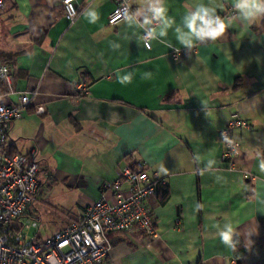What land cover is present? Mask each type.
Segmentation results:
<instances>
[{"label": "crops", "instance_id": "0c3cea01", "mask_svg": "<svg viewBox=\"0 0 264 264\" xmlns=\"http://www.w3.org/2000/svg\"><path fill=\"white\" fill-rule=\"evenodd\" d=\"M63 1L6 0L0 10V68H10L13 89L32 101L8 125V147L37 151L38 177L48 188L57 184L46 191L48 205L59 199L74 212L67 225L123 168L143 163L168 188L165 202L160 191L146 202L160 237L152 241L139 228L112 233L104 264H264V17L188 47L175 32L185 12L223 4L221 15L231 0H164L174 24L148 50L130 18L108 24L113 0H80L74 23ZM152 2L132 0L138 23ZM89 7L99 13L96 23L84 18ZM176 50L186 54L175 60ZM75 85L90 94L76 98ZM4 92L0 78V103L18 102V94ZM234 115L251 129L234 131L242 155L230 166L221 159L220 135ZM225 222L233 226L230 245L215 227ZM235 241L244 256H235Z\"/></svg>", "mask_w": 264, "mask_h": 264}, {"label": "built area", "instance_id": "2783aa9c", "mask_svg": "<svg viewBox=\"0 0 264 264\" xmlns=\"http://www.w3.org/2000/svg\"><path fill=\"white\" fill-rule=\"evenodd\" d=\"M115 8L108 24L116 26L135 17L132 0H113ZM80 0H64L65 17L74 23L79 17ZM6 0H0V10ZM228 11L221 14L227 15ZM149 16L151 13L148 14ZM158 27L152 25L153 30ZM142 40L146 49H152L154 38L148 37L143 29ZM186 54L184 50L173 53L175 60ZM0 78L5 84L3 96L17 95L16 104L0 103V264H104L112 244L108 236L112 233L130 232L139 228L152 241L159 239L156 219L147 208V200L157 192V184L166 185L164 179H151L145 164L127 166L120 178L105 185L99 199L88 206L67 227L42 243L28 240L24 232L38 228L35 221H25L29 209L40 203V166L36 161L37 151L29 154H13L8 147V125L23 119L32 106L27 93H16L13 89L9 67L0 68ZM76 98L90 94L84 85H75ZM37 114L45 112L38 107ZM251 126L239 115H234L221 132L223 145L222 161L233 165L242 155L241 145L233 137L236 130H250ZM111 192L112 198L107 193ZM176 229L183 230L182 219H177Z\"/></svg>", "mask_w": 264, "mask_h": 264}, {"label": "clouds", "instance_id": "9594fccd", "mask_svg": "<svg viewBox=\"0 0 264 264\" xmlns=\"http://www.w3.org/2000/svg\"><path fill=\"white\" fill-rule=\"evenodd\" d=\"M224 7L223 4L198 3L191 11L185 12L182 27L175 28L181 44L192 47L197 42H215L223 38L234 24L251 23L264 17V0H231L228 14L220 15L218 10ZM149 11L151 15H145L142 23H138L134 18H130L129 22L138 24L146 31L148 37L167 36L168 29L173 26L174 21L168 16V8L164 0H153L149 5ZM83 15L89 23H96L99 19V13L94 7L87 8ZM154 24L158 25V32L153 30L152 25ZM124 79L128 80L129 77ZM261 167H264V164ZM215 227L221 241L230 245L233 233L232 224L225 222Z\"/></svg>", "mask_w": 264, "mask_h": 264}, {"label": "rangeland", "instance_id": "374dc122", "mask_svg": "<svg viewBox=\"0 0 264 264\" xmlns=\"http://www.w3.org/2000/svg\"><path fill=\"white\" fill-rule=\"evenodd\" d=\"M39 180L41 183H44L41 187V202L36 204L34 207L32 206V208L27 212V216L25 218L26 222L35 221L39 226L31 231L24 232L25 237H27L28 240L34 239L35 243L45 242L46 240L52 238L57 232L63 230L68 225H66L67 216H70L68 213L71 215L74 214V212H71L70 209L66 210L63 207H60L61 203L59 199H51L50 203L52 204V201H54L53 203L55 206H49L47 199L44 198V196L48 191L53 192L54 189L57 188V184L53 182L48 188V186H46L47 182H44V177H39ZM68 200L71 202L73 197H69Z\"/></svg>", "mask_w": 264, "mask_h": 264}, {"label": "trees", "instance_id": "16d2710c", "mask_svg": "<svg viewBox=\"0 0 264 264\" xmlns=\"http://www.w3.org/2000/svg\"><path fill=\"white\" fill-rule=\"evenodd\" d=\"M163 192L164 197H163V202H165L168 199L167 193H168V188L167 185H162V184H157V192ZM233 250L234 254L237 257H242L244 256L245 249L242 246V243L240 241H235L233 244Z\"/></svg>", "mask_w": 264, "mask_h": 264}]
</instances>
